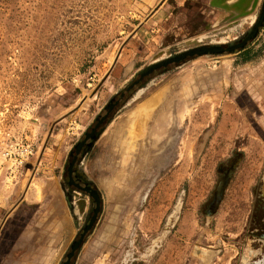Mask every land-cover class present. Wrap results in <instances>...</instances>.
Returning <instances> with one entry per match:
<instances>
[{"label": "rangeland", "instance_id": "rangeland-1", "mask_svg": "<svg viewBox=\"0 0 264 264\" xmlns=\"http://www.w3.org/2000/svg\"><path fill=\"white\" fill-rule=\"evenodd\" d=\"M163 1L0 0V264L66 261L97 206L70 154L99 124L76 165L98 212L70 264L264 260V24L137 83L241 42L264 0Z\"/></svg>", "mask_w": 264, "mask_h": 264}, {"label": "water", "instance_id": "water-1", "mask_svg": "<svg viewBox=\"0 0 264 264\" xmlns=\"http://www.w3.org/2000/svg\"><path fill=\"white\" fill-rule=\"evenodd\" d=\"M224 1L225 0H210V5L212 7H222ZM246 1H249V0H238V2L234 4V7L241 8V6ZM256 5H257V0H252L251 7L254 9ZM263 24H264V2L261 6L260 13H259V16L256 20L255 25L253 26V28L250 31H248L247 35L241 39V42L230 43L226 47H221L218 45L208 46V47L203 46V47L191 49L189 51H185V52L180 53L178 55H174L169 59H165L159 63H156L154 65L147 67L146 69H144V71H142L140 73V78H142L145 75L150 74L152 71L159 69L161 67H166L167 65L172 64V63H179L180 61L184 60L187 57L202 56V55H207V54L218 55V54H223L225 52L232 53L236 49L243 48L248 41L254 39L256 37V35L258 34L259 28L262 27ZM95 137H97V135ZM95 137H92V139H95ZM80 177H81V175H80ZM225 184H226V178L220 182V184L218 185V187L214 193L213 200L211 201V203L208 206V211H206V213L208 215H211L215 211V209L217 208V205L219 204V202L221 200L222 191H223ZM91 195L95 199L96 205H97L96 209L94 211V215L91 218L90 223L84 227L83 233L81 234L79 240L74 241L72 243V245L70 247V252L67 254V256H66L67 259L63 264H70L71 258L74 256L76 250L81 246L83 238L85 237V235L89 231V229L92 227V225L96 219V215L98 212V204H99L98 196L95 192L91 193Z\"/></svg>", "mask_w": 264, "mask_h": 264}, {"label": "flooded vegetation", "instance_id": "flooded-vegetation-1", "mask_svg": "<svg viewBox=\"0 0 264 264\" xmlns=\"http://www.w3.org/2000/svg\"><path fill=\"white\" fill-rule=\"evenodd\" d=\"M150 75V74H148ZM148 75L143 76L142 78H140L139 82H137L138 84L141 83V79L144 80V78ZM136 85V84H135ZM134 87V86H133ZM123 94H121L119 97L122 98ZM117 104V100H114L110 105L109 108L107 110H112L115 105ZM106 113L108 114L109 112L106 111ZM104 115V116H107ZM100 120V119H99ZM97 125V122H96ZM101 124H99L98 126H95L94 128H92L88 133H86L85 137L87 135H89V137L87 139H82L79 143V146L70 154V162H69V166L67 168V172H66V178H67V182L70 188L72 189H76L78 191H82L84 193L89 194L92 198L93 196L91 195V193H94L93 188L90 186V184L83 180L82 178L79 177V175L76 173V165L79 162L80 158L82 155L85 154L86 149H87V145L90 143L91 138L96 134L98 135L97 131L100 129ZM84 137V138H85ZM236 162H232L230 164V166L222 172L223 176L221 181H223L226 178V182L229 179V177L231 176V174L233 173V170L235 168ZM220 181V182H221ZM220 184V183H219ZM121 197V196H120ZM119 199V198H118ZM93 200L95 201V199L93 198ZM96 204V201H95ZM210 204V203H209ZM263 207L262 209L264 210V199H263ZM209 206V205H208ZM208 206H207V211H208ZM121 205H119V208L121 209ZM96 209V207H95ZM94 209V211H95ZM118 209V208H117ZM118 209V210H120ZM256 221V219H255ZM258 221V218H257ZM256 221V222H257ZM258 237L261 239V241L264 243V226H263V230L261 231V233L258 235Z\"/></svg>", "mask_w": 264, "mask_h": 264}, {"label": "crops", "instance_id": "crops-1", "mask_svg": "<svg viewBox=\"0 0 264 264\" xmlns=\"http://www.w3.org/2000/svg\"><path fill=\"white\" fill-rule=\"evenodd\" d=\"M164 2H166V0L165 1H163V3ZM123 201V200H122ZM126 202V201H125ZM123 207V206H122ZM8 238H7V242L9 243V244H15L16 243V241H17V237H19V235H18V230H13V229H10L9 231H8ZM9 244H8V246H9ZM6 253L7 252H4V256L6 255ZM11 255H13V254H11ZM3 259H1L0 260V262L2 261ZM259 264H264V260L263 261H260V263Z\"/></svg>", "mask_w": 264, "mask_h": 264}, {"label": "bare ground", "instance_id": "bare-ground-1", "mask_svg": "<svg viewBox=\"0 0 264 264\" xmlns=\"http://www.w3.org/2000/svg\"><path fill=\"white\" fill-rule=\"evenodd\" d=\"M31 184V183H30ZM38 193V192H37ZM39 196V195H38Z\"/></svg>", "mask_w": 264, "mask_h": 264}]
</instances>
